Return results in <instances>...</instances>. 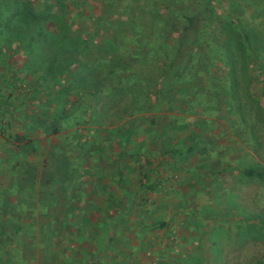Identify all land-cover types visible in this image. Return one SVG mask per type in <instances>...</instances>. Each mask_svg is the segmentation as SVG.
Masks as SVG:
<instances>
[{
  "label": "rangeland",
  "instance_id": "374dc122",
  "mask_svg": "<svg viewBox=\"0 0 264 264\" xmlns=\"http://www.w3.org/2000/svg\"><path fill=\"white\" fill-rule=\"evenodd\" d=\"M27 5L58 43L19 21ZM250 166L264 0H0V264H264Z\"/></svg>",
  "mask_w": 264,
  "mask_h": 264
},
{
  "label": "trees",
  "instance_id": "16d2710c",
  "mask_svg": "<svg viewBox=\"0 0 264 264\" xmlns=\"http://www.w3.org/2000/svg\"><path fill=\"white\" fill-rule=\"evenodd\" d=\"M205 8L208 9V6H206ZM14 14L20 22L22 21L25 26H29L28 28L36 32L39 37L50 41L52 44L58 43L57 40H59V37L57 35H51L50 31L46 27V22L50 20L48 11L37 12V14H35L34 8L27 5L22 6L21 8H16ZM28 14L33 15L34 18H28ZM204 19V10L184 15V25L181 28V38L175 50L174 60L170 63V67L173 66L174 68V66H178V64L181 63L183 59H185L187 53L189 52V49H191L190 47H192V40L190 39L197 33V30L202 27V25L204 24ZM242 39L245 44V49L249 50L252 53H256V48L253 46L254 44L251 43L250 35L246 31H243ZM70 40L77 43V39L75 36H72ZM63 47L65 48L66 46L64 45ZM63 53H65V51H63ZM28 145H31V143H28ZM195 145L196 144L189 146L188 149L193 150ZM238 172L245 177L259 178L264 181V168L250 166L245 167L242 170H238ZM10 236L11 232H9L4 246L8 245L12 241V238Z\"/></svg>",
  "mask_w": 264,
  "mask_h": 264
}]
</instances>
